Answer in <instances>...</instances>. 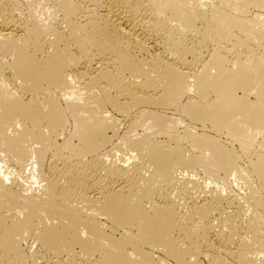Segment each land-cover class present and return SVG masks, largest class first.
<instances>
[{
  "label": "bare ground",
  "instance_id": "obj_1",
  "mask_svg": "<svg viewBox=\"0 0 264 264\" xmlns=\"http://www.w3.org/2000/svg\"><path fill=\"white\" fill-rule=\"evenodd\" d=\"M29 1L0 0V164L40 188L0 166V264H264V0Z\"/></svg>",
  "mask_w": 264,
  "mask_h": 264
},
{
  "label": "rangeland",
  "instance_id": "obj_2",
  "mask_svg": "<svg viewBox=\"0 0 264 264\" xmlns=\"http://www.w3.org/2000/svg\"><path fill=\"white\" fill-rule=\"evenodd\" d=\"M18 2H19V8L23 11V12H27V11H32L33 13H35L36 14V16H40V19L42 20V21H45V19H46V10L44 9V3L42 2V3H33V2H30L29 0H18ZM1 79H6L7 81H9V83H10V85H11V83H13V81H12V76L10 75V73H9V71H6V73L5 74H1L0 75V80ZM73 85L75 86V92L77 93V94H82V97L84 98V99H89V96L88 95H85L84 94V92L83 91H80L81 90V87H83V82L82 81H74L73 82ZM237 95H238V97H243L244 95H246L247 96V98H248V102H250V103H254V102H256V100H257V93L255 92V91H247L246 92V94L244 93V91L242 90V91H240V90H238V92H237ZM71 100H73V99H71ZM91 101V100H90ZM90 104H92V105H90ZM89 105H90V107L92 108V106H94L95 104H93L92 102L90 103ZM60 106L62 107V108H65L66 107V102H62V105L60 104ZM95 107V106H94ZM93 107V108H94ZM166 116L168 117V118H174V119H176L177 118V113L175 112V113H170V114H166ZM12 119H13V124L15 123V125H9V126H13V127H17V130L18 131H21L22 129H23V126H22V123H21V121H20V118L19 117H17L16 115H14L13 117H12ZM240 119V117H238L237 119H235V120H239ZM142 121H144V120H142ZM185 122H187V124H191V123H188V122H191V121H189V120H184ZM70 123V124H69ZM69 123H68V128H69V126H70V128H69V131H68V128L66 127V129L64 130V131H59V133L57 134V136L59 135V137H57V141L59 142V143H63L64 141H62V140H66L67 139V137L66 136H68L69 137V135L72 133V129L74 128V126H73V124H72V122H71V119H70V121H69ZM122 123V124H121ZM121 123H118V127L116 128L117 130L116 131H118L117 132V135H118V137H123V136H125V132H128L129 131V123H127V125H126V121L124 122V120L123 121H121ZM181 123V122H180ZM194 124H191L193 127H196V130H197V132L198 133H202L204 130H207V128L209 127V128H212V126H211V124H209V123H203V122H200V121H197V122H193ZM124 124V125H123ZM187 124H180V128H184ZM120 125V126H119ZM13 127H9L8 128V130H10L9 131V135H14V133H15V131H13V129L15 130V128H13ZM71 129V130H70ZM12 131H13V133H12ZM62 132H63V134H62ZM69 132H71L70 134H69ZM210 132H213L214 133V131H210ZM46 135H48L49 133H48V130H46ZM66 135H65V134ZM119 133V134H118ZM123 134V135H122ZM121 135V136H120ZM61 136V137H60ZM63 136V137H62ZM65 137V138H64ZM117 137V138H118ZM59 138V139H58ZM116 138V137H115ZM119 139V138H118ZM118 139H116V140H118ZM62 141V142H61ZM34 145V146H36V148H37V146H38V144L36 145V143H34V142H28L27 144H30V145H28V149H34V148H32V144ZM27 147V146H26ZM39 147V146H38ZM0 166L1 167H3V169H2V175H3V173L5 172V174H6V171H4V170H7V173H9V177H10V175H11V177H13V178H16V179H18L20 182H22L24 185H25V187H26V189L29 191L30 189L31 190H33V191H29V193H31V192H34V188L35 189H37L40 185H38L39 183L37 182V178L35 177V176H33V173L31 172L32 170H31V168L30 167H25V168H22L21 170L18 168V166H11V165H6V163L4 164V162H2L1 164H0ZM25 169V170H24ZM4 171V172H3ZM201 172V175H200V177L201 178H206V175L207 174H205L204 172H203V170H201L200 171ZM36 178V179H35ZM222 181V180H221ZM223 181L225 182V183H228V185L229 186H231L230 188H232V190L234 191V192H236V193H238V194H240V195H242V196H244L245 194H246V192H245V186L244 185H242L243 183L242 182H235L234 181V178H229V180H226L225 181V179H223ZM221 183H223V182H221ZM236 183V184H235ZM238 184V185H237ZM227 185V186H228ZM30 186V187H29ZM229 186L227 187V188H229ZM40 188V187H39ZM39 188H38V190H39ZM37 190V191H38ZM36 192V191H35ZM32 194V193H31ZM33 240H28L27 241V244H24V245H26V249H28L27 251H29L30 253L32 252H37L36 251V249L37 248H39L38 247V245H36L35 246V243L34 242H32ZM33 243V244H31V243ZM31 245H33V246H31ZM30 245V247H32L33 249H31L30 247H28ZM36 247V248H35ZM30 248V249H29ZM31 250H33V251H31ZM38 263V262H37ZM36 263V264H37ZM39 264H45L43 261L42 262H40L39 261ZM167 264H169V263H167Z\"/></svg>",
  "mask_w": 264,
  "mask_h": 264
}]
</instances>
